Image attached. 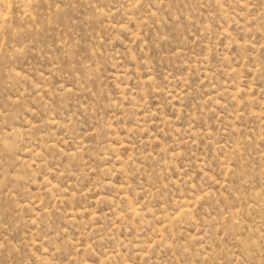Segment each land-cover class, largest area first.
<instances>
[{"label": "rangeland", "instance_id": "1", "mask_svg": "<svg viewBox=\"0 0 264 264\" xmlns=\"http://www.w3.org/2000/svg\"><path fill=\"white\" fill-rule=\"evenodd\" d=\"M0 264H264V0H0Z\"/></svg>", "mask_w": 264, "mask_h": 264}]
</instances>
